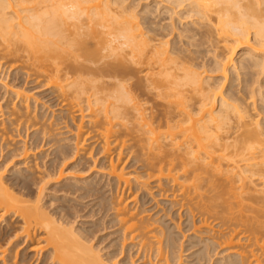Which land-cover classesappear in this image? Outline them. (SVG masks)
Returning <instances> with one entry per match:
<instances>
[{
    "label": "bare ground",
    "instance_id": "obj_1",
    "mask_svg": "<svg viewBox=\"0 0 264 264\" xmlns=\"http://www.w3.org/2000/svg\"><path fill=\"white\" fill-rule=\"evenodd\" d=\"M142 1L0 0V87L10 90L11 73L24 83L0 103L2 264L31 253L49 264H128L73 224L75 207L42 204L54 177L71 193L108 187L104 219L142 264H181L183 223L186 250L196 248L184 264H264V0ZM35 88L47 101L28 94ZM11 135L25 139L9 148ZM88 141L105 160L103 184L64 177L85 168ZM43 147L51 151L29 159ZM173 209L185 216L177 225L166 221Z\"/></svg>",
    "mask_w": 264,
    "mask_h": 264
},
{
    "label": "rangeland",
    "instance_id": "obj_2",
    "mask_svg": "<svg viewBox=\"0 0 264 264\" xmlns=\"http://www.w3.org/2000/svg\"><path fill=\"white\" fill-rule=\"evenodd\" d=\"M153 1L154 0H145V2L146 3H153ZM143 3H145L144 2V0L142 1ZM149 3V4H150ZM154 4V3H153ZM152 4V5H153ZM0 71H2V70H0ZM10 77H8V79L6 80V82H7V84L9 85L8 87L10 88V90L6 93V89L4 88V87H0V96L3 94V95H5V93L7 94V95H5L6 97L3 99H1L0 101V103H1V105H3V104H5L6 103V101L8 100L7 98H8V96L9 97H13L14 98V95L12 94L13 92H12V89H13V91L15 90V91H17L16 90V88L17 87H21V88H23V85H24V83H22L23 82V79L22 78H20V76H15V75H12V73L9 75ZM13 76V77H12ZM15 77V78H14ZM16 79V80H15ZM21 84V85H20ZM11 85V86H10ZM30 85V84H29ZM14 86H15V88H14ZM26 86V85H25ZM24 86V87H25ZM11 87H13V88H11ZM26 87H29L28 85L26 86ZM2 88V89H1ZM20 88V89H21ZM18 89V88H17ZM40 89V90H39ZM34 91H30V93L28 92V94H30V96L32 97H35V98H38V102L41 104V103H43V102H45V101H47V98H45V96H44V94H42L41 93V91H43V90H41V88H35V89H33ZM5 92V93H4ZM31 92H33V93H31ZM11 95H13V96H11ZM35 95V96H34ZM20 97V96H19ZM18 99H20V98H18ZM45 100V101H44ZM19 101V100H18ZM49 104H50V101L48 102V107H49ZM41 106V105H40ZM46 107H47V103H46ZM45 107V108H46ZM44 108V109H45ZM47 111V110H46ZM51 111V110H50ZM60 110L59 109H56V107H54L53 108V117L50 119V121L52 122V120L53 121H55L56 120V117H58V116H56L57 114H59L60 112H59ZM48 113H49V111H48ZM51 113V112H50ZM50 113L49 114H47V116L48 115H50ZM52 114V113H51ZM70 119V127H69V129H71L72 127V129H76V125H77V123L78 122H80L79 121V118L78 117H74V119L73 118H69ZM71 120H73V121H71ZM75 121V122H74ZM77 121V122H76ZM72 123V124H71ZM86 123V122H85ZM78 125H79V123H78ZM61 131V130H60ZM64 131V130H63ZM16 134V133H15ZM66 135H67V133H66ZM68 135H69V133H68ZM12 137L10 138V140H9V138L6 140V142H4V141H2L3 143H8V145L10 146V145H14L15 143V146H11V147H9V148H15V147H17V145H18V143H20L19 145H21L22 144V141L21 140H23V139H25L23 136H21V137H18L17 135H11ZM14 137V138H13ZM19 139H21V140H19ZM0 141H1V139H0ZM20 141V142H19ZM18 142V143H17ZM90 141H88V143L86 144V146H87V150L89 151V152H92V153H86L85 155H84V157H85V159H84V163H85V168H81V169H83V170H81V169H79V168H77V169H75V168H73L72 169V166H71V168L70 167H68L65 171V173H64V177H80L79 179H80V182L79 183H81L82 185H85L84 183H83V180L82 179H86L87 177L89 178V179H94V180H96V181H101L100 183L101 184H103L104 182H105V177L104 176H102L103 175V167L104 166H102L103 164V161H102V159H103V156L101 155V154H99V155H97V152L99 151V148L96 146V145H93V147L91 148V147H89V143ZM18 145V146H19ZM91 145V144H90ZM46 148V147H45ZM45 148L43 147V148H41V149H39V150H37V151H35V152H30L31 154H30V158L29 159H33L36 155H38V153H40V151H41V153H44V151H45V153H44V157H45V154H46V151H47V153H49L50 151H51V147H50V149H46L45 150ZM44 150V151H43ZM33 153V154H32ZM34 153H35V155H34ZM49 156H51V155H49ZM49 156H47V158H46V160L48 159V158H50ZM52 157V156H51ZM20 158L19 157H16L15 159H14V161H17V160H19ZM74 160H71V159H69V162H67V164L68 165H71V164H73V163H75V158H73ZM38 160H41L42 161V158H38L37 159V162H39L40 164H41V162L40 161H38ZM95 160V161H94ZM99 160V161H98ZM100 160H101V162H100ZM104 160V159H103ZM14 161H11L9 164H8V166L6 167V170H5V172H4V174H5V177H6V179H9L10 177V169H11V167L14 165L13 163H15ZM105 161V160H104ZM43 162V161H42ZM94 162H96L95 163V166H93L92 164L94 163ZM29 164V163H28ZM66 164V165H67ZM12 165V166H11ZM65 165V166H66ZM67 165V166H68ZM89 165L91 166H93V167H90V169L88 168L89 167ZM27 166V165H26ZM26 166H24V164H22L21 163V165H19L18 167H21V168H23V167H26ZM66 166V167H67ZM66 167H64V169L66 168ZM82 167V166H81ZM102 168V169H101ZM70 169V172L68 171ZM131 169V170H130ZM132 169H134V168H129V170L128 171H133ZM79 170H81V171H79ZM70 173V174H68V173ZM73 172V173H72ZM88 172V173H87ZM66 173H67V175H66ZM81 173V174H80ZM85 173V174H84ZM77 174V175H76ZM97 176V177H96ZM99 176V177H98ZM63 177V178H64ZM103 177V178H102ZM62 178V179H63ZM87 178V179H88ZM96 178V179H95ZM103 180H101V179ZM57 181L59 182V181H61V180H58V178L57 177H54V179L52 178L51 179V181L50 182H48L47 184H46V186H47V188H45V191H43V196H42V200H43V202H42V204L44 203L45 204V206H46V208L51 212V210H52V213H55L54 211L56 210L57 212L59 211V209H61V208H59V207H65L68 211H70V212H74L75 213V210L74 209H72V208H70V207H75L77 210H76V215H74L73 214V216H72V219L71 220H73V224L76 226V227H78L79 229H81V230H92V234H96V235H94V240H93V244H95L96 246L98 245V247L101 249V252L103 253V254H105V256L110 252H115L116 254H118V256H117V259L116 260H119L120 261V259H121V261L122 260H124V259H126L127 258V261H128V264H142V263H144V262H146V261H148V260H146V259H139V258H137V256H133V255H136V248L135 249H128V248H126L127 247V245H129V243L130 242H126V247L123 249L122 247H120V246H122V242L121 241H123L121 238H118L119 237V235H118V233L116 232L117 231V229L118 228H116L117 227V225H114V224H107V221H108V217H105V219H104V214H105V212L103 211L104 209L101 207V195H102V192H104L105 193V191L106 190H108V187H106L101 193L100 192H92V193H87L84 189H80L79 190V192H78V190H76L77 192L75 193H71V191L69 192V190H68V188L66 189V188H63L62 189V191H61V187H57V186H59L58 184H57ZM56 182V183H55ZM55 184H56V189L54 188L55 187ZM53 185V188L51 187ZM152 185H154V184H152ZM37 186L35 185V187H34V189L32 190V188H33V186H32V188L30 189V192H32V194H33V192H34V196L35 195H37V192L39 191V189L38 188H36ZM50 188V189H49ZM58 188V189H57ZM60 188V189H59ZM38 189V190H37ZM47 189V190H46ZM67 190V191H65V190ZM50 190V191H49ZM52 190V191H51ZM152 190V192H150ZM151 190H148L149 191V193L147 192H144L147 196H146V199L145 200H147V199H151V197H155V193H157V190H156V188H152ZM84 194V196H83V194L81 193V192ZM122 191V188L120 189V192ZM125 191L126 190H124L123 192H124V195L126 194L127 195V192L125 193ZM128 191V190H127ZM54 192V193H53ZM66 192V193H65ZM69 192V193H68ZM155 192V193H154ZM39 193V192H38ZM44 193H45V195H44ZM86 193V194H85ZM96 193V194H95ZM99 193V194H98ZM141 193V192H140ZM139 193V194H140ZM143 193V194H144ZM76 194V195H75ZM88 194V195H87ZM107 194V195H106ZM106 194L105 195H103V196H108V194H109V192H107L106 191ZM153 194V195H152ZM80 195H82L83 197H81ZM86 195V196H85ZM100 195V196H99ZM142 195V194H141ZM62 196V197H61ZM78 196V197H77ZM81 197V198H80ZM99 197H100V199H99ZM138 202H139V200H140V197H139V195H138ZM162 198H160L159 196H156V198H155V200L154 201H152L150 204L148 203L147 204V206H145L146 208H149V207H151L152 205H154V203H157V201H159V202H161L162 200H161ZM54 200V201H53ZM49 201V202H48ZM53 201V202H52ZM56 201V202H55ZM71 201H73V202H71ZM75 201V202H74ZM66 203V204H65ZM91 203V204H90ZM100 203V204H99ZM131 203V202H130ZM56 204V205H55ZM133 204V203H132ZM131 204V205H132ZM67 206H70V207H67ZM164 204L162 203H159V205H158V207L156 208V209H154V210H152L151 212H150V210H149V212H150V214H153L154 213V211L155 210H157V209H162V208H166V206H164ZM100 207V208H99ZM57 208H59V209H57ZM69 208V209H68ZM164 208V209H165ZM71 209V210H70ZM94 212V213H93ZM104 212V213H103ZM148 212V213H149ZM178 212V209L176 210V209H173L172 211H170L169 212V214H170V216H169V214H168V217L166 218V221L169 223V224H173V223H175L176 225L177 224H179V222L181 223V222H183V220L185 219V216H183L182 215V217L179 219V217H178V215H179V213H177ZM77 213H78V215H77ZM180 213H182V212H180ZM97 214V215H96ZM175 214V215H174ZM173 215V216H172ZM75 216V217H74ZM175 216V217H174ZM177 217V218H176ZM175 218V219H174ZM11 219H13V218H10V216L9 217H7V220H11ZM104 219V220H103ZM3 219H1L0 218V230L2 229V228H4L5 226H6V222L4 221ZM104 222V223H103ZM12 223H14V225L15 226H19L20 224L15 220H13L12 221ZM102 223V224H101ZM17 224V225H16ZM94 225V226H93ZM104 225V226H103ZM111 225H114V226H111ZM100 226V227H99ZM107 227V228H106ZM109 227V228H108ZM186 226H185V224L183 223V225L181 224L180 225V228H177L176 227V231H180V232H183V234H184V237L181 235V233H180V242H181V240H182V245H183V247H182V249H183V252H182V258L179 260L180 261V263L181 264H184V263H187V261H191L192 260V257L190 256V254L192 253V251H194L196 248H190V250H189V248H188V250H186V248L187 247H189V244H190V240H189V238L188 237H190V235L192 234V230L191 231H187V232H184L185 230H186V228H185ZM116 229V230H115ZM178 229V230H177ZM106 230V231H105ZM100 231V232H99ZM104 237V238H103ZM118 238V239H117ZM118 240V242H117V240ZM100 242V243H99ZM116 244V245H115ZM117 244H119V245H117ZM23 249V247L22 248H19V250H22ZM28 250V249H27ZM27 250H26V253H28V254H30L31 253V250L29 249L28 250V252H27ZM103 250V251H102ZM121 250H125L122 254H121ZM45 252V251H44ZM107 253V254H106ZM120 253V254H119ZM37 256V255H36ZM36 256H33V253H31L28 257H27V264H34V260H35V258H39V260L40 261H37L36 263L37 264H49V261L47 262L46 261V263H42V258H43V254L41 255H38L37 257ZM219 256H221V255H219V254H216L215 256H214V258L216 259V258H218ZM32 257V258H31ZM29 259H31V261L29 260ZM29 260V261H28ZM0 264H2V262H1V260H0ZM210 264H212V263H210Z\"/></svg>",
    "mask_w": 264,
    "mask_h": 264
}]
</instances>
